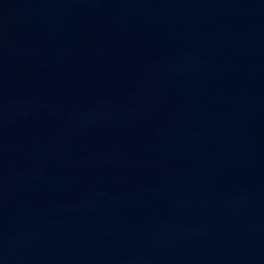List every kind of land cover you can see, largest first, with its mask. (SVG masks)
Listing matches in <instances>:
<instances>
[{
	"label": "water",
	"instance_id": "obj_1",
	"mask_svg": "<svg viewBox=\"0 0 264 264\" xmlns=\"http://www.w3.org/2000/svg\"><path fill=\"white\" fill-rule=\"evenodd\" d=\"M144 0H0V140Z\"/></svg>",
	"mask_w": 264,
	"mask_h": 264
}]
</instances>
